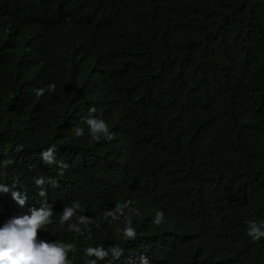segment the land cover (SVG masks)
<instances>
[{
	"label": "trees",
	"instance_id": "1",
	"mask_svg": "<svg viewBox=\"0 0 264 264\" xmlns=\"http://www.w3.org/2000/svg\"><path fill=\"white\" fill-rule=\"evenodd\" d=\"M19 28L29 46L0 40V227L31 215L43 177L57 182L46 198L76 185L89 211L71 264L95 259L85 244L152 264H264V237L248 235L249 221L264 232V0H0V32ZM18 70L49 99L12 94ZM93 107L112 139L91 137ZM117 184L145 197L105 226Z\"/></svg>",
	"mask_w": 264,
	"mask_h": 264
},
{
	"label": "clouds",
	"instance_id": "2",
	"mask_svg": "<svg viewBox=\"0 0 264 264\" xmlns=\"http://www.w3.org/2000/svg\"><path fill=\"white\" fill-rule=\"evenodd\" d=\"M31 32L26 28H19L14 31L7 30L0 32V40L8 42L13 45L29 46ZM13 44V45H12ZM15 48V47H14ZM8 89L12 94H22L25 89L29 92L34 100L45 101L49 98L44 94V90L39 87L40 80L34 79L33 75L27 71L16 73L7 78ZM53 90L55 85L50 86ZM35 94L38 98L35 99ZM90 116L85 120L88 126L90 135L93 139H99L103 134L107 139H112L109 133L108 125L103 119L91 118L96 109H89ZM77 137L84 134V129L77 127L74 129ZM55 147H50L49 150L42 152V159L47 164L56 163L53 159V150ZM6 165L11 161H5ZM59 167L66 169L67 164L60 162ZM60 175H63L61 171ZM46 180L43 177L35 179V185L39 190L38 196L42 199L36 203V208H31V215H21L17 218L11 219L0 227V264H71L70 256L77 254L78 249L67 241L70 239V234L75 235L82 231L90 221L87 218L89 212L83 203V194L76 185H68L57 191L56 197L46 198L51 187H56L57 182L54 179L47 181L52 186H48L46 190L43 186ZM120 184L115 185L109 190L112 201L110 206L106 207L101 215L106 217L103 224L112 225L111 221L118 220L121 216H125L124 209L139 203L142 197L136 194H130L124 190ZM16 188L15 184H12ZM2 191L7 192L9 189L3 187ZM13 199L17 200L19 204L26 203V194L22 197L20 192H13ZM111 211V212H110ZM155 223L158 225L161 222L163 213H156ZM250 230L248 235L253 238V241H258L264 237V232L252 223L248 222ZM122 232L126 240L135 239L137 236L136 230L133 228L134 224L130 219L125 217L123 222ZM57 232V235L64 236V238L56 237L53 240L48 239L44 231ZM107 248L109 246H106ZM80 253L86 252V256L95 257L89 264H97V261H107V264H116V262L135 264L132 259L138 258L139 264H152V260L146 256L136 254L131 256L134 248L123 249L120 245H114L108 251L104 250L103 245L94 246L92 244H85L79 247ZM131 256V257H130ZM130 257V258H123ZM137 260V262H138Z\"/></svg>",
	"mask_w": 264,
	"mask_h": 264
}]
</instances>
